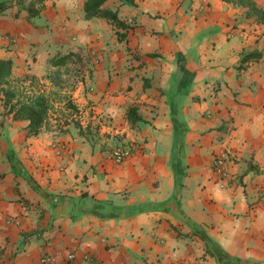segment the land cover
<instances>
[{
    "label": "crops",
    "instance_id": "0c3cea01",
    "mask_svg": "<svg viewBox=\"0 0 264 264\" xmlns=\"http://www.w3.org/2000/svg\"><path fill=\"white\" fill-rule=\"evenodd\" d=\"M2 1L13 76L48 88L52 57L79 59L65 125L28 136L0 95V264H264V26L222 0H107L122 26L84 0Z\"/></svg>",
    "mask_w": 264,
    "mask_h": 264
},
{
    "label": "trees",
    "instance_id": "16d2710c",
    "mask_svg": "<svg viewBox=\"0 0 264 264\" xmlns=\"http://www.w3.org/2000/svg\"><path fill=\"white\" fill-rule=\"evenodd\" d=\"M107 0H84L83 11L85 19L94 17L104 18L114 25H120L116 13L103 8ZM124 5H132L134 0H118ZM226 3L243 7L247 10L246 17H253L256 23L264 26V9L260 8L254 0H222ZM43 0H35L37 8L29 9L31 15H37L42 7ZM10 7V2L0 0V15ZM258 55L259 54H252ZM79 59L76 54L68 53L62 56H54L50 59V66L55 68L47 76L49 89L41 81L32 76H13L12 61L0 59V95L5 114L11 115L13 120H25L28 122L27 135L35 136L42 128H48L50 121L63 119V125L68 123L74 106L67 92L72 86V78L69 75L72 70L68 65L73 60ZM70 77V85L63 83V77ZM76 76V74H75ZM55 117V118H54Z\"/></svg>",
    "mask_w": 264,
    "mask_h": 264
},
{
    "label": "built area",
    "instance_id": "2783aa9c",
    "mask_svg": "<svg viewBox=\"0 0 264 264\" xmlns=\"http://www.w3.org/2000/svg\"><path fill=\"white\" fill-rule=\"evenodd\" d=\"M133 150H134L133 146H125V147L117 146L111 148L109 152V156L115 164H121L132 155ZM229 160H230V153L228 152L227 149H223L215 155L212 163V169L220 181V187L225 190L228 189L229 182L232 180L227 166ZM262 206L264 207V200L262 201ZM66 258L68 260H73L74 254L69 253L66 256ZM83 258L90 264H99L98 262H96L94 259H92L87 255L84 256ZM54 261H55L54 257L44 255L40 259V264H52L54 263Z\"/></svg>",
    "mask_w": 264,
    "mask_h": 264
},
{
    "label": "rangeland",
    "instance_id": "374dc122",
    "mask_svg": "<svg viewBox=\"0 0 264 264\" xmlns=\"http://www.w3.org/2000/svg\"><path fill=\"white\" fill-rule=\"evenodd\" d=\"M17 1H18V0H17ZM19 1L23 4L24 1H26V0H19ZM27 4H28V3H26V6H27ZM82 59H83V60H86V58L84 57V55L82 56ZM75 74H76V73H73V72L71 73V72H70L69 75H70L71 78H72V75H75ZM76 75H77V74H76ZM71 78L68 77V76H66V77L64 76V77H63V83H64L65 85H70V83H71Z\"/></svg>",
    "mask_w": 264,
    "mask_h": 264
}]
</instances>
